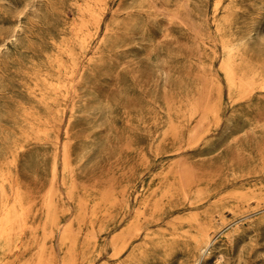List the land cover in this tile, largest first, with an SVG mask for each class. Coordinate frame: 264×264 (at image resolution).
Returning a JSON list of instances; mask_svg holds the SVG:
<instances>
[{"label":"rangeland","instance_id":"obj_1","mask_svg":"<svg viewBox=\"0 0 264 264\" xmlns=\"http://www.w3.org/2000/svg\"><path fill=\"white\" fill-rule=\"evenodd\" d=\"M263 82L264 0H0V264H190L150 239L214 207L200 263L264 264ZM177 179L181 208L116 257Z\"/></svg>","mask_w":264,"mask_h":264},{"label":"bare ground","instance_id":"obj_2","mask_svg":"<svg viewBox=\"0 0 264 264\" xmlns=\"http://www.w3.org/2000/svg\"><path fill=\"white\" fill-rule=\"evenodd\" d=\"M216 10H217V8H216ZM97 21H99V20H97ZM99 28H100V26H99ZM82 42H84V41H82ZM235 48L236 47H234V46H230L229 50L232 51ZM222 66H223L222 68L225 71V74L227 75V78L235 86L236 85L235 82L237 80V73H236V71H235V69H234V67H233V65L231 63V57L230 58L229 57L228 58H225L222 61ZM253 81H254V79H253ZM242 82H243V80H242ZM261 83H262V81H261ZM248 84L249 83H247L245 81L243 83V86H244L243 89H245L246 85H248ZM239 85H240V83H239ZM247 87L249 88L251 86L249 85ZM261 88L262 89L264 88V82H263ZM55 165L57 166V164H55ZM64 171L66 172V169ZM161 184H162V182H161ZM160 185H159V187H160ZM186 190L181 185V182L179 183V180H178V184L177 185H175V182H174V184L167 186L163 190V192L161 193V195L157 199H155L154 201L151 202V201H148V200H144L143 199L139 203V206L136 208L133 217L131 219H129L128 222L122 227V229L118 233H115V235L113 236L114 238L112 240L111 248H112V250L114 252V255L119 258V256H121L130 247V245L132 244L133 240H135L136 238L141 237L142 235H144V238H147V237L150 238L151 235L149 234V230H151L150 229V228H152L151 226L160 224L159 223V219L161 221V218H163V221H161V223L164 222L165 217L168 218V216H171L175 212V210L178 207H180V204L177 203V200H179L181 197H186L187 196V191ZM194 190H197V189H194ZM196 194H197L196 195V198H195V203L196 204L197 203L200 204V202H202V201H204L205 199L208 198L207 189H203V188L202 189H199L198 193H196ZM234 194H235V192H234ZM139 196H141V195H139ZM115 197H118V196H115ZM137 197H138V195H137ZM137 197H136V199H137ZM146 197H148V196H146ZM246 197H247L246 195H243L242 194V196L239 197L238 199L241 201L243 199H246ZM213 198H215V197H213ZM215 204H217V203H215ZM51 206H52V204L50 202H48V206L47 207H51ZM141 207H143L144 209L142 210ZM209 207L210 206L208 204V207L207 208H209ZM188 208H187V210H188ZM191 208H193V210H194V207H191ZM106 209H108V208H106ZM128 209L129 208L127 207V211H128ZM130 209H131V207H130ZM127 211H126V213H127ZM107 213H109V212H107ZM217 213H219V209L217 207H214V208L207 209L203 214H196L194 216H190L188 218H183V219L180 218L177 221H173V222L170 223L169 230H165L163 232L158 233L157 235L151 237L150 240H153L157 246L165 245V246L173 247L175 245L183 244V245H185L187 247V251L190 254V257H191L190 264H202V263H200V260L198 259V257H199V254H201L204 251V249H208L209 246L213 242V240H212L213 238L211 239V230H212L214 224L216 223V221L218 220L217 219ZM220 214H223V213H220ZM170 219H172V218H170ZM53 221H54V219H53ZM167 221H170V220H167ZM0 242H4L5 243V241L2 240V239L0 240ZM143 249H144V247H139L138 248V251L133 253V255L131 256V258L129 259V261L130 262H133V263L136 262L139 259V254H141L143 252ZM187 257H188V255H187ZM117 263H119V262H117Z\"/></svg>","mask_w":264,"mask_h":264}]
</instances>
